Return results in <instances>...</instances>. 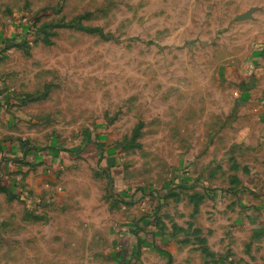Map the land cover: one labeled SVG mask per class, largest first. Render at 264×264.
Instances as JSON below:
<instances>
[{
    "label": "rangeland",
    "instance_id": "obj_1",
    "mask_svg": "<svg viewBox=\"0 0 264 264\" xmlns=\"http://www.w3.org/2000/svg\"><path fill=\"white\" fill-rule=\"evenodd\" d=\"M0 264H264V0H0Z\"/></svg>",
    "mask_w": 264,
    "mask_h": 264
},
{
    "label": "trees",
    "instance_id": "obj_2",
    "mask_svg": "<svg viewBox=\"0 0 264 264\" xmlns=\"http://www.w3.org/2000/svg\"><path fill=\"white\" fill-rule=\"evenodd\" d=\"M146 220V219H145ZM143 221V223L145 224H148V221ZM137 226V225H136ZM139 229V227L137 226V228H136V230H138ZM155 236H158V234H155ZM144 245H145V243H143ZM143 244H141L140 242H139V240H138V244L134 247V250L132 251V256L135 258V259H137V258H139L140 257V255H141V251H142V247H144L143 246ZM156 249L159 251V252H162L163 253V251H161L159 248H157L156 247ZM123 255L121 254L120 256H119V258H120V260L122 261L123 260Z\"/></svg>",
    "mask_w": 264,
    "mask_h": 264
},
{
    "label": "crops",
    "instance_id": "obj_3",
    "mask_svg": "<svg viewBox=\"0 0 264 264\" xmlns=\"http://www.w3.org/2000/svg\"><path fill=\"white\" fill-rule=\"evenodd\" d=\"M143 243H145V245L143 244ZM142 244H143V246H147V241L146 240H144L143 242H142ZM143 248V247H142Z\"/></svg>",
    "mask_w": 264,
    "mask_h": 264
}]
</instances>
